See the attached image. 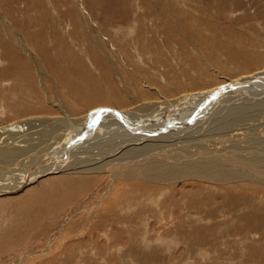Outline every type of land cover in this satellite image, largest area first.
<instances>
[{
    "label": "rangeland",
    "instance_id": "374dc122",
    "mask_svg": "<svg viewBox=\"0 0 264 264\" xmlns=\"http://www.w3.org/2000/svg\"><path fill=\"white\" fill-rule=\"evenodd\" d=\"M262 66L264 0H0L1 131L58 115L64 97L72 110H122L130 95L198 92ZM42 136L26 138L53 140ZM110 176L0 196V264H264L259 188L228 200L218 184L149 191Z\"/></svg>",
    "mask_w": 264,
    "mask_h": 264
},
{
    "label": "bare ground",
    "instance_id": "6f19581e",
    "mask_svg": "<svg viewBox=\"0 0 264 264\" xmlns=\"http://www.w3.org/2000/svg\"><path fill=\"white\" fill-rule=\"evenodd\" d=\"M255 74L222 76V85L198 92H161L154 99L128 94L132 105L122 110L116 106L72 110L73 102L69 106L65 97L49 101L60 116H38L0 130V196L20 193L7 202L35 197L62 179L66 180L62 186L82 188L106 174L112 184L139 182L149 191L197 180L203 186L221 185L218 189L228 200L251 188L264 192V98L260 99L264 69ZM47 133L53 139L49 143L26 138ZM18 137L26 140L24 147L17 145ZM13 138L16 143L8 141ZM256 147L260 148L255 151ZM31 150L36 153H29L34 156L27 163L29 158L22 156ZM46 154L50 161L43 160ZM23 158L24 170L19 169Z\"/></svg>",
    "mask_w": 264,
    "mask_h": 264
}]
</instances>
